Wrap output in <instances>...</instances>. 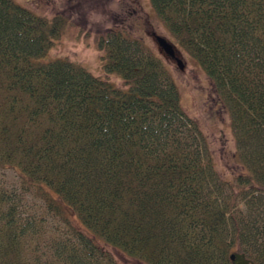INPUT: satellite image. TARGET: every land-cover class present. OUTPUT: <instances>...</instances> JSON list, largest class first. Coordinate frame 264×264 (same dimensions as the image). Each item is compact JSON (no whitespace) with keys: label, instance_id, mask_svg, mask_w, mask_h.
Wrapping results in <instances>:
<instances>
[{"label":"trees","instance_id":"16d2710c","mask_svg":"<svg viewBox=\"0 0 264 264\" xmlns=\"http://www.w3.org/2000/svg\"><path fill=\"white\" fill-rule=\"evenodd\" d=\"M150 2L230 111L240 170L219 174L171 72L141 40L118 27L99 37L115 86L44 59L64 19L0 0V168L66 227L32 246L40 223L0 195V264H117L107 247L144 264H234L232 253L264 264V0Z\"/></svg>","mask_w":264,"mask_h":264},{"label":"rangeland","instance_id":"374dc122","mask_svg":"<svg viewBox=\"0 0 264 264\" xmlns=\"http://www.w3.org/2000/svg\"><path fill=\"white\" fill-rule=\"evenodd\" d=\"M14 1L47 19L56 16L64 19L62 35L50 48L45 60L66 58L83 65L95 76L115 86L123 87V80L117 74L103 69L104 51L98 47L99 37L109 30L122 27L128 35L141 40L164 61L171 72L181 106L189 117L197 121L216 170L224 179H234L240 170V159L231 127L230 111L221 104L213 84L199 64L174 42L150 0ZM156 36L165 38L173 45L175 57L182 63L181 67L177 65L176 59L162 51ZM0 195L8 207L16 208L25 223H40V233L30 241L32 246L38 240L45 246L55 236V232L57 235L61 231L66 232L60 213L50 206L35 187L24 186L13 169L0 168ZM72 220L75 224L79 223ZM107 248L117 264H144L116 249ZM38 250L44 257L45 249L38 247Z\"/></svg>","mask_w":264,"mask_h":264},{"label":"water","instance_id":"95a60500","mask_svg":"<svg viewBox=\"0 0 264 264\" xmlns=\"http://www.w3.org/2000/svg\"><path fill=\"white\" fill-rule=\"evenodd\" d=\"M155 39L162 51L169 57L176 59L177 65L181 67L182 63L178 58L175 57V50L173 45L161 36H156ZM230 259L234 264H254L250 260L246 259L243 254L239 253H232L230 255Z\"/></svg>","mask_w":264,"mask_h":264},{"label":"flooded vegetation","instance_id":"af4514ba","mask_svg":"<svg viewBox=\"0 0 264 264\" xmlns=\"http://www.w3.org/2000/svg\"><path fill=\"white\" fill-rule=\"evenodd\" d=\"M122 28V27H121ZM122 30L124 31V29L122 28Z\"/></svg>","mask_w":264,"mask_h":264}]
</instances>
